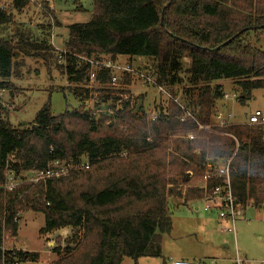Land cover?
<instances>
[{"label": "trees", "instance_id": "1", "mask_svg": "<svg viewBox=\"0 0 264 264\" xmlns=\"http://www.w3.org/2000/svg\"><path fill=\"white\" fill-rule=\"evenodd\" d=\"M73 2L81 11V0ZM30 7V0L0 6V91L11 96L17 88L10 78L24 58L41 60L46 68L55 59L69 84L88 86L89 66L75 56L154 60L156 84L174 97L173 90L185 84L181 100L204 126L215 123L216 103L224 97L221 86L212 83L233 82L242 103L264 89V51L248 41L251 33L264 36V0H92L90 20L67 27L62 50L71 55H63L64 64H58L61 54L51 42L52 29L60 24L47 2H40L48 23L46 28L39 24L38 35L15 22ZM184 58L189 59L185 68ZM95 72L98 88H75L77 107L58 116L48 102L32 123L14 127L0 103V264L39 261L38 252L3 248L5 239L17 240L24 212L43 216L41 236L66 228L72 232L63 249H54L56 259L49 264L161 258V235L172 229L169 201L186 205L206 199L223 181L205 180V174L224 160H230L231 193L240 208H264V124L199 129L194 120H181L184 112L165 100L154 107L151 121L142 98L128 89L130 99L119 110L94 117L85 103L91 93L109 92L111 78L109 70ZM120 83L129 87L131 77L123 75ZM110 100L99 96L94 105L105 107ZM83 159L87 170L26 181L55 161ZM10 178L17 182L12 190L6 189Z\"/></svg>", "mask_w": 264, "mask_h": 264}, {"label": "rangeland", "instance_id": "2", "mask_svg": "<svg viewBox=\"0 0 264 264\" xmlns=\"http://www.w3.org/2000/svg\"><path fill=\"white\" fill-rule=\"evenodd\" d=\"M31 1L33 3H31L30 9L34 12L35 4L39 0ZM9 3L7 0H0V6L7 7L6 5ZM81 7L83 12L78 13L73 0L56 2V9L62 13L60 18L63 25L56 31L57 36L53 42L56 49H62V43L67 38L68 25L86 23L89 20L92 0H81ZM32 12L26 10L21 15H16L15 22L30 29L34 35H38L39 24H44V28H46L48 21L43 18L37 19L36 15V18H33ZM30 14L32 15L30 16ZM49 22L55 26V21L49 20ZM8 33L9 28L2 31L4 37H7ZM248 41L255 48L264 51L263 35L251 33L248 36ZM119 59L120 62L128 61L123 57ZM56 65L55 59L49 62L48 68L41 60L33 58L22 60L18 72L10 78V82L17 88L15 95L11 96L9 92L0 91V103L8 113V119L12 126H26L32 123L37 112L48 102L54 116L62 114L67 109L77 107L78 102L72 91L77 87L86 88L88 86L69 84L64 72ZM134 65L138 70L155 76L154 60L137 59ZM182 65L184 68L187 67L189 59L184 58ZM179 77L185 78L183 73ZM131 84L132 95L142 98L140 102L145 111L152 109V106L165 103L164 96L158 94L155 88L147 86L143 81L133 79ZM216 84L220 85L223 94L228 96L227 99L223 97L216 103V111L231 114V124L247 122L248 118L256 111L260 112L264 119V89L253 91L250 98L242 103L238 99L240 90L235 87L233 82L221 80L210 86L213 87ZM92 87L95 86L92 85ZM178 87L173 91L178 93L180 88H185V84ZM191 185L202 186L203 183L193 182ZM173 201L177 203L179 200ZM171 204L169 202L172 231L169 234L161 235L163 258H186L196 264H235L234 261L238 258L242 264H264V208L246 207L236 218L234 231L223 234L219 232L215 220L218 212L215 210L210 209L205 212L201 207L200 212L187 211L182 207L176 209ZM43 227L44 218L41 214L21 213L17 240L14 242L5 239L3 248L38 252L40 257L37 264L53 262L56 259V254L53 253L54 249L56 247L63 249L66 246V241L72 236V232L66 228L46 237L39 235V230ZM162 260V258L141 259L139 264H161ZM121 264L137 263L131 258H125Z\"/></svg>", "mask_w": 264, "mask_h": 264}, {"label": "built area", "instance_id": "3", "mask_svg": "<svg viewBox=\"0 0 264 264\" xmlns=\"http://www.w3.org/2000/svg\"><path fill=\"white\" fill-rule=\"evenodd\" d=\"M61 54L58 58V64H64L63 55H71L66 53L64 50H58ZM76 59L82 63H85L89 66L88 72V89H96L97 86L94 85L95 78H96V70L103 69L109 70L111 73L110 83L107 93H91L90 100L85 103V109L90 111L91 115L94 117H98L101 114H113L114 111H117L121 108L122 104L129 101V96L125 91L129 87H125L120 83L121 77L123 75H129L131 77V83L133 79H139L143 81L147 86L155 88L157 93L164 96L165 101H172L174 102L183 112L184 116L181 120L185 119L186 117L192 119L197 124L199 129H207L211 130L213 128H220L232 125L231 114L229 113H221L220 111L217 112L215 115V123L211 125L204 126L196 121L195 116L188 110V107L184 104L181 100L183 88H180L177 96H172L169 89L164 86H159L155 82V77L148 74L147 72H142L136 68L134 62L137 61H125L120 62L119 60H112L111 58H102V59H88L81 56H75ZM92 85L95 87L93 88ZM131 85V84H130ZM179 88V87H177ZM130 91V90H129ZM131 92V91H130ZM101 97H109L111 100L109 101L108 105L105 107H95L94 100ZM224 98L227 99L228 96L225 94ZM156 107V106H154ZM152 106L151 110H148L149 117L151 121L156 119V112ZM264 124V119L261 116V113L256 111L253 115L248 118L247 125H259ZM189 138H192L189 136ZM229 164L230 160H224L220 162V165L216 167L213 171L210 170L208 173L205 174V180H209L212 177L221 178L223 183L221 186L215 187L211 190L210 195L204 199L207 207H215L220 209L224 213V218L228 219L232 224H234L236 218L241 215L242 209L236 203L235 198L232 196L231 187H230V176H229ZM77 169H89V162L86 159L81 160L79 163L72 164V163H60L55 161L50 169L45 171H39L34 174H31L26 177L27 182L31 183H38L41 181H45L48 179L59 178L65 176L70 170H77ZM17 185V182L10 178L9 182L6 186V189L12 190ZM15 246V245H13ZM19 250L17 248H12L9 250ZM235 264H242L240 259H236L234 261ZM167 264H196V262L191 260H180V259H173L170 258L167 261Z\"/></svg>", "mask_w": 264, "mask_h": 264}, {"label": "crops", "instance_id": "4", "mask_svg": "<svg viewBox=\"0 0 264 264\" xmlns=\"http://www.w3.org/2000/svg\"><path fill=\"white\" fill-rule=\"evenodd\" d=\"M31 1V0H30ZM41 1H44V2H47V4H48V7H49V9H51L53 12H54V16H55V18L57 19V22L60 24L59 25V27H54L53 29H52V35H51V42H52V45H53V42H54V39H55V37L57 36V34H56V31L57 30H59L60 28H62L63 27V25H62V20H61V18H60V16H61V14L62 13H60L57 9H56V2L57 1H59V0H39L36 4H35V10H34V12H32V10L31 9H29L32 13H33V18H36V16H37V19L38 18H42V16L40 15V13H41V9H40V2ZM7 2H10V0H7ZM31 3H33L32 1H31ZM9 5V4H8ZM8 5H6L7 7H8ZM59 5V4H58ZM28 11V10H27ZM76 12H78V13H80V12H83V9L81 10V11H76ZM32 14H30V16H31ZM36 15V16H35ZM90 17H91V12H90V14H89V20H90ZM88 20V21H89ZM87 21V22H88ZM69 26V25H68ZM67 26V27H68ZM56 28V29H55ZM67 32H68V30H67ZM67 37H68V34H67ZM67 40V38L64 40V42L62 43V49H63V44L65 43V41ZM54 46V45H53ZM57 48V47H56ZM61 48V47H60ZM57 50H61V49H57ZM137 59H142V58H137ZM118 60H120V59H118ZM131 87L129 88V90L131 91V88H132V84L130 85ZM242 124H247V122H244V123H242ZM232 125H234V124H232ZM170 203H172L171 205H172V207H174V208H176V209H179V208H184L185 210H187V211H195V212H200V209H201V207H202V210L203 211H207V210H210V209H213V210H215L216 212H218L217 213V217L215 218V220H216V223H217V226L219 227V232H221V233H223V234H225V233H231V231H234V225H235V222H234V224H232L228 219H225L224 218V213L220 210V209H217V208H215V207H207V205H206V203H205V200H202V201H193V202H190V203H187L186 205H182V203H181V201L179 200L177 203L176 202H174L173 200H170L169 201ZM204 204V205H203ZM262 207H257V209H261ZM244 210V209H243ZM205 211V212H206ZM172 218V217H171ZM172 220V219H171ZM236 221V220H235ZM233 227V228H232ZM171 231H172V229H171ZM170 231V232H171ZM56 232V231H55ZM169 232V233H170ZM168 233V234H169ZM49 235V234H48ZM48 235H46V237L48 236ZM50 235H51V233H50ZM161 258L165 261V262H167L168 261V259L167 258H163L162 257V247H161ZM141 259H147V258H141ZM141 259H139V261H137L136 260V263L137 264H139L140 263V261H141ZM149 259H152V258H149ZM167 259V260H166ZM180 260H190V259H186V258H183V259H180ZM161 264H162V262H161Z\"/></svg>", "mask_w": 264, "mask_h": 264}, {"label": "water", "instance_id": "5", "mask_svg": "<svg viewBox=\"0 0 264 264\" xmlns=\"http://www.w3.org/2000/svg\"><path fill=\"white\" fill-rule=\"evenodd\" d=\"M232 39H234V38H231L230 40H228L225 44H227L229 41H231ZM218 48H216V50H217ZM209 164H212V161H210L209 162Z\"/></svg>", "mask_w": 264, "mask_h": 264}]
</instances>
